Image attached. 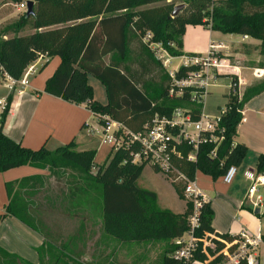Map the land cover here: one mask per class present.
Returning <instances> with one entry per match:
<instances>
[{"label": "trees", "instance_id": "trees-1", "mask_svg": "<svg viewBox=\"0 0 264 264\" xmlns=\"http://www.w3.org/2000/svg\"><path fill=\"white\" fill-rule=\"evenodd\" d=\"M22 1L11 0L13 3ZM33 1V14L28 16L27 12L24 13L18 24L11 27L16 30L15 35L0 41V62L6 70L20 78L41 55L59 56L60 63L54 74L47 79L44 91L77 105L85 104L94 116L108 114L131 130L141 129L156 111L170 114L175 107L183 106L193 109L194 119H198L200 114L198 104L191 101L189 90L182 96H170V75L142 39L147 31H151L153 40L161 42L172 56H180L186 53L183 50V36L187 25H209L207 18L210 16L212 30L248 35L260 40L264 48V0H187L186 6L176 16H172L173 4L138 10L140 6L159 0ZM29 22L35 31L19 36V31ZM193 68L181 66L176 75L183 77ZM89 75L98 78L105 86L107 103L95 99ZM154 87L158 92L149 94ZM263 92L264 80L247 88L241 99L238 93L227 95L228 111L220 121L224 139L218 146L216 158L210 155L216 146L210 139L200 144L197 158L192 161L187 160V156L193 146L187 143L179 146L183 157L177 159V165L191 179L196 177L198 171L218 178L231 165H242L249 148L244 143H235L237 129L243 119L240 110ZM12 99L13 96L9 95L8 105L0 119V172L22 165L40 169L62 166L75 169L79 175L71 198H77L79 193L84 194L91 189L98 191L102 198L104 231L122 242L169 241L189 230L190 202L184 213H175L159 207L155 191L138 186L137 182L148 163L133 162L132 152L139 149L137 145L128 149L110 150L105 163L93 172L96 148L78 150L75 140H72L54 150L46 144L33 149L9 137L3 127ZM206 137L210 135L206 134ZM151 166L160 172L157 167ZM255 169L264 172V153L258 155ZM31 179H23L18 185ZM171 182L178 196L184 199L185 184L182 181ZM6 186L9 203L5 212L0 213V222L7 215H14L39 230L24 215L26 206L16 189V183H7ZM259 216H264V213ZM213 217L211 204H205L197 235L202 237L212 232L232 240L231 235L215 231L212 226ZM216 241V249L208 250L211 255L218 253L212 263L224 259V255L219 253L224 243ZM48 243L38 250L39 264H45L42 251L49 246ZM65 248L67 245L62 246L53 264L63 262ZM175 249L176 246L165 252L162 264H181L172 256ZM0 255L8 264H34L1 247ZM196 257L207 260L208 254L201 247ZM239 264L247 262L241 260Z\"/></svg>", "mask_w": 264, "mask_h": 264}, {"label": "crops", "instance_id": "crops-1", "mask_svg": "<svg viewBox=\"0 0 264 264\" xmlns=\"http://www.w3.org/2000/svg\"><path fill=\"white\" fill-rule=\"evenodd\" d=\"M10 3L13 5L17 4L13 2ZM6 4L3 5L5 6ZM1 9L2 7H0V10ZM19 11L22 10L19 9ZM2 12L5 14V11ZM14 15L15 14H10L1 18L0 27L3 23H5V21L9 20L13 21L8 22V24L11 25L10 27L17 25L19 20H14ZM205 30L208 32V39L203 38V33L206 32ZM34 31L35 29L29 22L19 31V36L29 35ZM218 32L219 31H214L204 25H187L186 32L183 36L184 52H206L210 41L216 39L213 38V33L218 34ZM15 33L16 30L13 28H8L5 31H1L0 29V41L2 39L13 37ZM219 35L221 37H217L218 41L216 42L222 43L226 46L225 49H223V54L228 57V62L233 65L234 69L232 71L233 73L222 76L221 78L227 77L231 80L232 78H238L239 76L242 80V83L239 86V93L242 96L247 88L264 80V74L262 77H259L256 74L257 69L261 68L260 66H257V64L251 65L254 63H248L247 65V63L243 61V59H252L249 54L251 50L256 51V49L260 47L261 41L250 36L248 38H244V35H241L240 39L222 36L223 34ZM46 62L48 63L45 65ZM59 63V56L55 55L49 57L47 55H41L37 61L31 64V66H33V70L29 77L30 85L26 88L24 95L13 96L12 104L4 124L3 131L15 141L22 142L24 146L33 149H38L46 144V146L54 150L61 145L75 140L78 150L96 148L98 154L102 143L100 139L99 142L96 143V138L92 137V126L97 125V118L93 115V112L89 110L85 104L77 105L44 91L47 79L54 74ZM163 68L167 70L164 66ZM94 79H97L100 83L101 81L95 76L89 75V81L94 88L95 99L102 103H107L108 95L105 86L101 83L104 87V95L99 97L96 94V87L99 86V83ZM0 86L3 87L0 99L8 98L9 92L3 84L0 83ZM152 89L149 91V94L152 93V95H154ZM157 92L158 90H156V93ZM228 94L229 89L224 94L227 98V102ZM263 95L264 92L255 96L244 106V117L238 126L236 135L239 141L235 137V143L246 144L249 148V152L251 150L250 143H248L245 138L241 137L239 130L244 125H247L248 122H253L254 119L259 120L263 124L264 99L261 98ZM250 106L254 107V110H252L254 115L252 114L253 112L250 111L253 107L250 108ZM262 124L260 125V128H262ZM259 134L262 138V146H259V144L256 145L258 151H256L255 162L247 164V155L242 165L239 166V172L232 183H226L223 180V176L213 178L212 176L200 171L197 172L196 179L201 189L209 196V203L214 210L212 226L215 231L232 236H236L242 231H247L251 235L260 233L262 235L263 242L257 247L256 253L261 255L262 250L264 251V222L259 214H255L254 211L243 205V200L246 196L249 184L244 173L247 169H255L258 155L264 153V133L259 132ZM109 153L110 151L108 152L106 160ZM152 171L157 172L153 167ZM49 172V169H40L32 165H22L0 172V213L5 212L6 205L9 203V195L6 186L7 183H16V188L18 189V184L23 179L45 177L49 174ZM156 174H159L160 176L163 175L161 172H157ZM160 176L158 177L159 179H166L170 183L169 186L171 189H169V191L172 194L170 198L174 199L175 197V199L179 201L182 200V202L178 204V209L171 211L175 213H184L188 208L187 199H182L178 196L173 183L166 176L165 178L163 176H161V178ZM29 181H26V183ZM155 192L158 195V201L160 197L166 198L171 195H161L157 191ZM174 239L175 238L169 241H164V243H173L175 248L176 245ZM46 241L47 239L45 238L43 231L40 229L35 230L17 216L7 215L0 222V247L10 254L17 255L18 257L31 263L39 264L40 254L38 250L39 248L45 246ZM166 251H169V247L166 248L165 252Z\"/></svg>", "mask_w": 264, "mask_h": 264}, {"label": "built area", "instance_id": "built-area-1", "mask_svg": "<svg viewBox=\"0 0 264 264\" xmlns=\"http://www.w3.org/2000/svg\"><path fill=\"white\" fill-rule=\"evenodd\" d=\"M174 6L187 4V0H165ZM222 0H213L220 2ZM16 6L24 13L28 10V1L23 0ZM210 21V20H209ZM211 27V21L209 23ZM139 33H141L139 31ZM153 33L147 31L143 36V41L155 52L156 57L168 70L171 78L169 89L170 96H182L186 91H190L191 101L198 104L200 114L198 119L193 117V109L190 107H175L170 114H161L156 111L151 118L139 130H131L123 122L112 118L108 114L95 116L97 125L92 126V132L100 134L101 143L109 145L111 150L116 151L120 148H131L133 145L139 147L133 151V162L140 164L147 162L157 167L170 181H182L185 184L184 194L192 208L189 213V230L183 235L174 239L176 249L172 256L180 261L181 264H239L245 260L247 264H264V256L256 253L257 247L263 242L262 235L257 233L251 235L247 231H242L238 235H231L232 240L216 236L212 232L205 233L202 237L197 235V229L201 225L202 209L209 203V196L197 183L196 177L191 179L178 165L177 159L183 157L179 146L190 144L193 150L188 154L187 160H196L199 146L205 140L210 139L216 143L211 152V157L218 156L219 144L224 139L223 130L220 128V121L227 113L228 107L220 108L217 116H211L204 112L206 97L210 93L211 87L220 82L222 76L233 73V65L228 62V57L223 54L225 45L211 40L206 52L185 53L180 56H172L161 42L153 40ZM244 35V38H248ZM174 59H179V63L174 69L169 67ZM181 66L194 67L183 77H177L176 72ZM232 68V70H231ZM33 66L28 67L22 77L12 76L0 62V83L9 92V95H24L26 88L30 85L29 77ZM256 74L262 77L264 69H257ZM242 80L232 78L228 85L229 93H238ZM242 96L239 94V99ZM12 104V103H11ZM8 105L7 98L0 99V119L3 111ZM244 117V109L240 110ZM218 131L220 133H218ZM206 134L210 137L207 138ZM239 172V167L231 165L223 175L226 183H232ZM245 177L249 182L243 205L252 211L260 210L264 213V172L256 169H247ZM224 243V247L219 251L224 255V259L212 263L214 256L208 250H215L217 241ZM208 254L207 260L198 259L197 253L201 249Z\"/></svg>", "mask_w": 264, "mask_h": 264}, {"label": "rangeland", "instance_id": "rangeland-1", "mask_svg": "<svg viewBox=\"0 0 264 264\" xmlns=\"http://www.w3.org/2000/svg\"><path fill=\"white\" fill-rule=\"evenodd\" d=\"M10 2L11 0H0V7H2L0 19L6 15L15 14L14 20H20L24 14L23 11H19L18 7ZM165 4L169 3L165 0H159L149 5L140 6L138 10L156 8ZM2 11H5V14ZM207 20H210V16ZM8 22L13 21H5L0 27L1 31L11 28ZM205 27H208V25H205ZM205 31L203 38L208 39V32ZM219 34L235 39L241 37L238 34L218 32V34L213 33V38H216L215 41H218L217 37H221ZM249 55L252 57L251 61L243 59L247 65L248 63H254L251 65L257 64V66L264 69V48L261 45L256 51L251 50ZM179 61V59H174L169 70L176 68ZM166 71L168 72V70ZM94 80L101 86L96 87V94L101 97V95H104V87L97 79ZM229 83L230 79L223 77L217 85L211 87L204 104L206 114L217 116L220 113V108L225 107L227 98L224 94L229 89ZM156 90V87L152 89L153 94H156ZM2 92L3 87L0 86V94ZM261 98L264 99V95ZM252 110H254V107L250 109L251 112H253ZM252 114L254 115V112ZM261 124L262 122L254 119L253 122H248L239 130L241 137L245 138L251 147L246 159L247 164L255 162L256 151H258L256 145L262 146V138L259 132L264 133V122L262 128H260ZM92 134L94 135L92 137H95L96 143H98L102 136L95 132ZM237 140L239 141V139ZM110 149L109 145H101L95 158L93 172L96 171L98 166L105 163ZM46 169L50 171L47 176L35 178L18 186V189L16 188L23 199V204L26 206L24 215L44 232L47 239L46 243L49 242V246L44 247L42 251L45 264H53L55 256L61 252L64 245H67V248L63 250L66 253L63 255V262L60 264H162L166 248L169 247V250L174 248L173 243H164L161 240L122 242L106 234L103 228L102 198L98 191L91 189L87 193H79L80 195L77 198H71L70 195L75 188L76 179L79 175L78 171L63 166L57 168L47 167ZM156 173L152 171L151 164H148L138 181V186L157 191L161 195L171 194L169 181L161 177L165 178V175L162 173L163 175L160 176ZM159 176L162 180L158 178ZM170 196L172 194L166 198H159L158 205L160 208L166 210L178 209V204L182 200L179 201L175 197L171 199ZM260 217L264 222V216ZM261 256H264L263 250ZM0 264H8V261L4 260L2 255H0Z\"/></svg>", "mask_w": 264, "mask_h": 264}, {"label": "water", "instance_id": "water-1", "mask_svg": "<svg viewBox=\"0 0 264 264\" xmlns=\"http://www.w3.org/2000/svg\"><path fill=\"white\" fill-rule=\"evenodd\" d=\"M34 5H35V3H34L33 0H29V1H28V10H27V15H28V16L31 15V14H33V11H34ZM185 6H186L185 4H179V5H176V6L174 7V11H173L172 16H176V15H178V14L182 11V9H183ZM254 213H255V214H260V210H259V209H256V210L254 211Z\"/></svg>", "mask_w": 264, "mask_h": 264}]
</instances>
